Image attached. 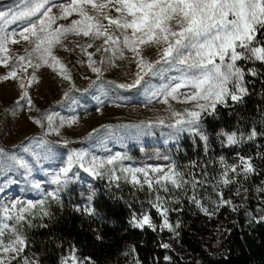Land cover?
I'll list each match as a JSON object with an SVG mask.
<instances>
[{
	"label": "snow or ice",
	"instance_id": "obj_1",
	"mask_svg": "<svg viewBox=\"0 0 264 264\" xmlns=\"http://www.w3.org/2000/svg\"><path fill=\"white\" fill-rule=\"evenodd\" d=\"M53 9H58L57 13ZM76 15L70 24H57L58 20H67ZM22 22V23H21ZM106 22V23H105ZM20 24V30L11 28L12 25ZM10 29V30H9ZM264 31V0H67L65 3H54L53 0H19L16 10H0V65L10 70L5 75H0V81L18 79V71L25 73L28 68L38 69L47 65L54 71H58L63 79L71 81L70 70L64 65L60 58L53 53V49L59 45L63 46V40L69 34L88 37L92 41L102 39L103 43L95 49L100 52L119 51L123 54L124 49L132 52L136 59L138 71L131 83L118 84L122 89L144 88L151 93L152 98L163 96V102L168 103L169 98L177 100L183 97L182 102H192V106L184 108L183 112L176 111L169 105L168 111L172 122L167 127L176 133L190 132L199 136L205 143L207 151L208 136L201 130L200 124L205 114L212 115L218 106H229V101L240 103L249 94L245 80L246 72L240 66L241 61L259 62L264 64V39H260ZM32 45L31 50L26 49V56L18 58L20 65H9L12 57L9 55L8 45L19 43L16 37ZM81 51L88 56V67L96 73V79L90 80L87 92L98 82L102 81V69L97 66L105 62L101 57L98 62L93 59L95 53L88 52L93 43L77 45ZM147 48L157 49V57L154 60L143 55ZM26 62V67L24 66ZM59 66V67H57ZM177 71L180 73L178 80L173 79L172 83L160 88L153 89L151 78ZM247 74L257 76L259 73L255 68H249ZM89 79L88 77H84ZM38 79L33 71L28 84L31 85ZM115 83V82H113ZM24 89L25 84L20 83ZM75 85L66 90L63 100L70 98V93ZM181 89L190 91L181 92ZM80 91V89H75ZM20 99H27L29 106L32 100L27 91H24ZM100 109H97L99 111ZM54 114L45 112L41 118H32L33 122L43 127L42 120L47 119L48 131L59 134V127L53 124ZM75 123V118L60 121V126ZM158 124L164 125L165 118L161 117ZM150 127L151 122H141L131 125H101V128H141ZM100 129H93L88 133L91 138ZM256 128H251L247 136L237 131L221 130L219 137H223L222 144L227 146L237 145L245 138L254 139L259 135ZM53 142L43 138H29V144L24 145L25 152H32L33 147L39 149L48 146ZM64 146L70 141L63 140ZM39 155V153H34ZM237 163L229 164L224 157H220L222 171L217 185L224 187L238 183L237 177L245 179L249 174H255V167L252 157H245L236 153ZM125 159L117 153L105 160L90 156L86 151L73 149L69 154L65 166L61 167L54 175L52 183L62 185L70 179L69 173L74 165H78L85 173L93 177H100L104 174L102 169L105 165H114ZM165 159H169L165 157ZM6 166H19L27 168L25 161L15 153L6 152L0 148V169ZM188 167L195 168L193 161ZM110 174L109 178L125 181L138 185L140 188L147 186L154 194V200L149 201L161 217V224L153 222L150 212H144L140 216H133L132 223L140 229L151 228L153 231L164 229L175 233L179 228L177 222L175 227L168 219L170 211L180 209L165 206L168 200L179 203V197H165L160 193L180 190L186 195L191 189L192 195L188 196L190 202L194 203L206 215H215L221 208L230 206L232 211H237L243 205H234L232 200L225 199L223 191H217V201L213 202V211L204 206L201 199L196 196V190L204 186L208 181L200 179L195 172H186L174 161L166 165L147 167H123L117 169H106ZM231 174V178H229ZM207 177V173L202 174ZM39 188L40 185H35ZM247 191V189H245ZM260 191V189H258ZM235 195H240L237 189ZM59 200V187L45 194L43 199L36 202L31 200L21 202L19 200L11 203V206L3 207L5 222L0 225V264H39L36 259L24 255L28 247L27 237L23 234L24 223L30 225L26 213L32 209L39 208L40 214L47 216L50 213L45 205L48 199ZM91 199V197L89 198ZM22 205V206H21ZM19 206V207H18ZM79 211L80 209L77 208ZM264 211V209H258ZM89 215L94 214L91 207L84 209ZM257 222H264V216H260ZM5 236L9 238L5 240ZM101 237L97 236V239ZM163 248H170L168 243L162 244ZM135 251V249H132ZM77 249L72 246L67 255L61 256L60 264H95L91 257H79ZM165 260L170 257L165 256ZM136 264H140L139 260Z\"/></svg>",
	"mask_w": 264,
	"mask_h": 264
},
{
	"label": "trees",
	"instance_id": "obj_2",
	"mask_svg": "<svg viewBox=\"0 0 264 264\" xmlns=\"http://www.w3.org/2000/svg\"><path fill=\"white\" fill-rule=\"evenodd\" d=\"M0 10H3L1 5ZM262 37L264 39V35ZM31 47L27 49L31 50ZM26 55L24 51L22 56ZM12 64L19 67L20 62L12 59L9 65ZM24 66H27L26 62ZM249 68H255L259 75L251 76L246 72L249 94L243 101H229L228 107L218 106L214 114L203 116L200 127L209 138L207 151L199 136L189 132L169 146L150 152L153 162L168 164L174 161L184 171L195 172L200 179H206L208 183L197 188L195 194L209 211H213V202L218 200L217 191H223L225 199L230 198L234 205L242 207L232 211L230 206H225L215 215L208 216L189 201L188 196L193 194L191 189L187 195L180 190L161 192V196L179 197L180 201L173 203L168 200L165 204L170 209H180L168 213L170 223L174 227L177 222L180 225L176 228L178 235L171 232L178 249L163 248L167 232L158 229L153 231L148 227L134 228L129 224L134 215L146 211L150 212L156 225L160 218L149 203L154 200V194L147 186L140 188L123 178L119 181L109 178L106 169L115 168L116 174L122 176L118 169L129 163V159L121 154L125 159L105 166L106 178L102 182H98L99 179L93 181L91 199L72 180L67 188L59 190V200L48 199L45 208L49 215L40 214L39 208L26 213L30 225L25 222L22 228L28 242L25 253L38 260L39 264H60L61 256L72 246L78 250L79 257H91L95 264H136L137 260L140 264H264V222H257L260 216H264V211L258 210L264 209V64L253 62ZM8 70L6 67L4 71ZM4 71L0 70V75H5ZM33 71V68H28L26 73L20 70L18 76L26 84ZM102 81L114 84L110 78L102 77ZM13 103L14 100L3 107ZM6 124V112L3 111L0 134ZM253 127L260 134L252 140L245 138L237 145L222 144L223 137L218 136L223 129L242 132L246 137ZM163 131V127L154 130L158 135L163 134ZM37 134L41 136L40 132ZM29 137L14 145H7L0 139V148L12 153ZM236 153L253 158L255 174H249L246 179L241 175L237 177L238 183L227 187L217 185L222 171L220 157H224L229 164L237 163ZM193 161L196 167H188ZM204 172L207 177L202 175ZM15 186L22 189L19 183L2 184L0 194ZM237 189L240 195H235ZM43 198L35 199L34 202ZM21 202H25V199L21 198ZM81 202L91 205L94 214L89 215L82 209L78 211L76 204ZM97 236L101 238L97 239ZM8 238L5 236V240ZM165 256L170 259L165 260Z\"/></svg>",
	"mask_w": 264,
	"mask_h": 264
},
{
	"label": "rangeland",
	"instance_id": "obj_3",
	"mask_svg": "<svg viewBox=\"0 0 264 264\" xmlns=\"http://www.w3.org/2000/svg\"><path fill=\"white\" fill-rule=\"evenodd\" d=\"M18 2L19 0H0V5L4 11L8 9L15 11ZM53 2L60 4L67 2V0H53ZM53 10L55 13L58 12V9ZM76 18L78 17L74 14L67 20H58L57 24H69L72 19ZM11 28H16L19 31L20 24L12 25ZM263 35L264 31L261 32L260 39L263 38ZM16 39L19 40V43L8 45L11 50L9 55L12 59H18L30 46L27 41L19 36ZM88 43H93V47L88 48L87 51L95 53L94 60L99 62L101 57L105 58L104 63L97 65L102 69V77L110 78L115 83L101 81L87 92H84L83 89L88 88L90 80H95L97 75L88 67V56L77 46ZM102 43V39L92 41L82 35L69 34L63 40V46L57 45L53 49L54 55L58 56L61 62L70 70L71 81L63 79L58 71H54L47 65L34 69L38 79L31 85L27 82L24 89L20 88V83H24V80L19 76L16 80L0 81V117L3 111L6 112L7 117L6 127L0 134L1 141L7 145H14L21 139L30 136L29 138H43L53 142L39 149L33 147L32 152H25L23 146L29 144L28 139L18 150L12 152L25 161L27 168L6 166L0 169V186L5 183L13 185L14 182L22 184V189L15 186L0 194V225L5 222L10 224L14 222L4 220V206L10 207L12 202L21 201V198H24L25 202L29 200L34 202L35 199L44 197L47 192L58 187L59 190L67 188L72 180L78 183L84 195L87 197L92 196L93 181L99 179L98 182H102L106 178L105 174L100 177H93L85 173L78 165H74L69 173L70 179L67 183L62 185L52 183L54 175L61 167L65 166L73 149L86 151L90 156H95L101 160L117 153L123 154L129 159L126 167L166 165L167 163L164 162L151 161L150 152L157 150L159 147H167L177 138L189 133L187 131L176 133L166 125L174 119L168 111L169 105L176 111L183 112L184 108L192 106V102H182L183 97H180L177 100L169 98L168 103H164L163 96L152 98L151 93L144 88L138 87L129 90L117 87L118 84L131 83L135 79V73L138 71L136 59L132 52L127 49H124L123 54L119 51L105 52L103 48L100 52H96L95 49L100 47ZM143 55L150 60H154L157 57V49L147 48L144 50ZM252 63L251 61L239 62L245 72ZM5 68L0 65V70L4 71ZM8 71H4L5 74ZM179 75V72L172 71L151 78L150 84L153 89L160 88L172 83L173 79L178 80ZM72 84L75 85V89H80V91L74 89L70 93V98L63 100L64 92ZM24 91L28 92L33 106L28 105L27 99H20ZM187 91L190 90L181 89V92ZM13 100L15 103L3 107L7 102L12 103ZM97 109L100 110L97 111ZM45 112L54 114L53 124L59 127V134L48 131L47 119L42 120L43 127L33 122L32 118H41ZM161 117L165 118L164 125L157 123ZM62 118L65 121L75 118V123L71 125L65 123L61 127L60 121ZM141 122H151L152 126L141 128L115 127L111 129L100 127L101 125H131L140 124ZM157 127H163L164 129L163 134H160L161 136L154 132ZM93 129H100V131L96 132L91 138H87L88 133L92 132ZM37 132H40L41 136ZM63 140H68L70 143L67 146L58 143ZM37 152L39 153L38 156L34 154ZM101 171L104 172V169ZM37 184L40 185L39 188L35 187ZM76 207L82 210L87 207L92 208L86 202L77 203ZM159 218L157 225L161 224V217L159 216ZM132 219L133 217L129 220V224L134 228H138L134 226ZM163 231L167 232L166 243L171 245L170 248L177 250L174 235L167 229ZM69 251L70 249L65 255ZM24 255L31 258L26 253Z\"/></svg>",
	"mask_w": 264,
	"mask_h": 264
}]
</instances>
